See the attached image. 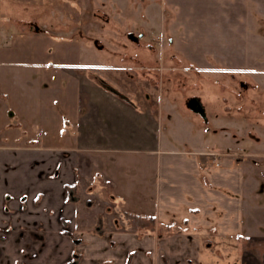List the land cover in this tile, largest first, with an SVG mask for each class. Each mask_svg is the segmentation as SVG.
I'll use <instances>...</instances> for the list:
<instances>
[{
	"label": "rangeland",
	"instance_id": "obj_1",
	"mask_svg": "<svg viewBox=\"0 0 264 264\" xmlns=\"http://www.w3.org/2000/svg\"><path fill=\"white\" fill-rule=\"evenodd\" d=\"M0 10L9 81L0 120L10 109L13 132L29 131L22 139L51 145L60 136L64 145L57 128L81 109L73 110L75 83L65 75L74 64L105 92L156 105L173 147L204 144L255 163L245 181L241 248L246 264H264V0H0ZM193 97L205 119L185 106ZM125 156L130 167L148 169L141 152ZM64 197L71 202L67 190ZM94 201L81 203L99 224L107 206Z\"/></svg>",
	"mask_w": 264,
	"mask_h": 264
},
{
	"label": "crops",
	"instance_id": "obj_2",
	"mask_svg": "<svg viewBox=\"0 0 264 264\" xmlns=\"http://www.w3.org/2000/svg\"><path fill=\"white\" fill-rule=\"evenodd\" d=\"M0 19V99L6 102ZM74 65L65 75L75 83L73 110L81 109L57 128L64 145L60 136L51 145L22 139L19 133L29 131L13 132L10 109L8 119L0 120V264H69L73 255L77 264H246L245 181L254 162L235 152L208 151L204 144L173 147L167 130L159 128L156 105L111 95ZM63 150L73 157L62 158ZM128 152L142 153L146 172L130 167L123 159ZM92 198L107 206L102 223L82 207L92 208Z\"/></svg>",
	"mask_w": 264,
	"mask_h": 264
},
{
	"label": "water",
	"instance_id": "obj_3",
	"mask_svg": "<svg viewBox=\"0 0 264 264\" xmlns=\"http://www.w3.org/2000/svg\"><path fill=\"white\" fill-rule=\"evenodd\" d=\"M185 106L190 111L194 113H198L203 119H205L204 108L199 98L196 97L188 98L185 102Z\"/></svg>",
	"mask_w": 264,
	"mask_h": 264
},
{
	"label": "flooded vegetation",
	"instance_id": "obj_4",
	"mask_svg": "<svg viewBox=\"0 0 264 264\" xmlns=\"http://www.w3.org/2000/svg\"><path fill=\"white\" fill-rule=\"evenodd\" d=\"M69 197H70V199H71L72 201H76V200H77V198H76V196L74 195L73 191L69 192ZM77 257H78V256L73 255V256L71 257V259L68 261V263H69V264H77V263H78V261H77V259H76Z\"/></svg>",
	"mask_w": 264,
	"mask_h": 264
}]
</instances>
